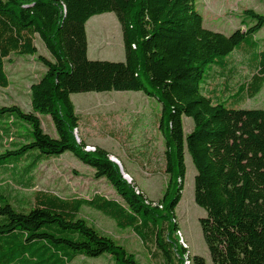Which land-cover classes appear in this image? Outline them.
I'll return each mask as SVG.
<instances>
[{
  "label": "trees",
  "instance_id": "16d2710c",
  "mask_svg": "<svg viewBox=\"0 0 264 264\" xmlns=\"http://www.w3.org/2000/svg\"><path fill=\"white\" fill-rule=\"evenodd\" d=\"M105 12L120 25L123 61L87 57L85 23ZM243 14L253 23L242 18L243 28L226 35L203 26L195 0H0V87L9 84L11 56H33L44 68L29 86L30 111L0 105L11 124L0 127V172L8 177L0 183V264H71L78 257L142 264L90 222L85 207L130 229L161 264H206L177 236L185 152L196 170L193 199L205 211L198 222L211 264H264V108L242 107L264 85V44L255 37L264 13ZM35 35L51 58L38 53ZM234 53L245 56L248 74L231 84ZM111 90L142 91L160 104L167 180L157 201L123 176L105 148L87 149L74 135L81 117L71 94ZM41 115L50 116L55 136L43 130ZM183 115L193 123L187 133ZM66 151L117 198L33 189L40 163Z\"/></svg>",
  "mask_w": 264,
  "mask_h": 264
},
{
  "label": "rangeland",
  "instance_id": "374dc122",
  "mask_svg": "<svg viewBox=\"0 0 264 264\" xmlns=\"http://www.w3.org/2000/svg\"><path fill=\"white\" fill-rule=\"evenodd\" d=\"M195 8L203 17V26L207 29L230 34L242 27L241 19L249 24L251 18L245 17L244 9H252L264 13V0H195ZM87 37V57L91 60L123 61L124 50L120 25L113 12H105L91 16L85 23ZM260 47L264 44V26L255 36ZM34 44L39 54L51 58L42 40L35 35ZM235 71L231 84L241 80L248 74L246 58L234 53ZM5 72L9 79L6 87H0V105L16 104L23 111L31 110L29 86L43 72V66L33 56H11L5 62ZM222 82L219 79L216 83ZM71 101L76 113L81 117L83 129L90 134L95 144L102 145L110 153V158H121L128 174L122 166L127 180L135 182L147 198L157 201L166 186V176L162 172L163 137L157 129V117L160 104L142 91H87L71 94ZM243 108H264V85L253 98L247 99ZM5 115V114H3ZM9 117H0V127L8 126ZM43 130L55 136V130L49 115H41ZM183 131L192 128V120L182 116ZM111 131L117 140L112 141L106 134ZM77 140L81 138L80 129L74 132ZM93 143V144H94ZM93 144L87 145L92 149ZM94 144V145H95ZM2 147L0 146V150ZM118 157H117V156ZM186 167L181 198L175 208L178 223L179 242L186 247L190 255L202 256L206 264H211L209 254L202 238L198 219L205 215L193 199V177L196 173L188 152L184 154ZM7 174L0 172V183L6 180ZM35 186L33 189L52 190L62 196H91L100 193L106 197L117 198L112 186L105 179H95L93 170L66 151L56 158L40 163L34 171ZM28 193L31 190H20ZM83 215L100 231L111 235L133 252L142 264H161L159 260L149 257L140 239L130 229H119L111 219L102 213L83 209ZM71 264H110L107 257L96 259L78 257ZM187 264V263H186Z\"/></svg>",
  "mask_w": 264,
  "mask_h": 264
},
{
  "label": "crops",
  "instance_id": "0c3cea01",
  "mask_svg": "<svg viewBox=\"0 0 264 264\" xmlns=\"http://www.w3.org/2000/svg\"><path fill=\"white\" fill-rule=\"evenodd\" d=\"M83 126H82V124L80 123V125H79V127H78V129H80V131H81V133H80V136H81V138L85 141V143L87 144V145H90V144H93L94 142H93V140H94V138L90 135V134H88L86 131H84V129H83V132H82V130H81V128H82ZM106 136H108L107 134H106ZM112 141H115L116 139H114L113 137H111V136H108ZM95 144V143H94ZM93 144V145H94ZM95 145H99V144H95ZM99 146H101V147H103L102 145H99ZM104 148V147H103ZM106 149V148H105ZM107 150V149H106ZM117 156V155H116ZM118 157V156H117ZM119 159V162L122 164V166H123V169L128 173V174H130L131 172H129V170H126V168H125V166H124V164H123V160L121 159V158H118Z\"/></svg>",
  "mask_w": 264,
  "mask_h": 264
},
{
  "label": "water",
  "instance_id": "95a60500",
  "mask_svg": "<svg viewBox=\"0 0 264 264\" xmlns=\"http://www.w3.org/2000/svg\"><path fill=\"white\" fill-rule=\"evenodd\" d=\"M111 159H112L115 163H117V165H118V167H119L121 173L123 174V176H124L125 178H127V175L123 172V169H122L121 163H120L116 158H111Z\"/></svg>",
  "mask_w": 264,
  "mask_h": 264
}]
</instances>
